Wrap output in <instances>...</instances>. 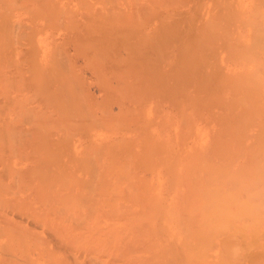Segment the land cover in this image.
<instances>
[{
	"label": "rangeland",
	"instance_id": "1",
	"mask_svg": "<svg viewBox=\"0 0 264 264\" xmlns=\"http://www.w3.org/2000/svg\"><path fill=\"white\" fill-rule=\"evenodd\" d=\"M72 1L54 0L52 4L54 11L62 13L64 23L66 17L63 11L70 13L73 19L79 21L80 26L78 25L77 29L63 30V25L54 29L46 25L49 17H53L56 12L50 10L53 16L46 12L49 17L45 13L44 18L38 13L41 8L36 12L42 5L37 4V7L34 3H39L40 0L33 2L0 0V85H2L0 106L5 107L7 111L3 109L6 113L3 111L0 115V191L6 192L1 191L2 195L0 194L2 199H0V211H4L7 220L11 221L10 224L14 222L16 227L14 225L13 228H19L18 230L21 231L27 229L25 230L27 235L31 230L40 236L45 235L44 227L47 221L54 226H57L55 225L57 223L62 227L70 225L69 229L79 221H75L77 217L78 219L80 217L81 221L86 218L85 222H89L90 228L94 226L93 228H98L102 233H107V230L115 225L116 234L120 235L116 236L118 258L122 255H118V250L122 251L120 248L125 246L132 250L131 254H136L132 256L124 254L123 262L119 260L121 257L116 258L119 260L116 264H127L129 258L133 261L136 257L137 259L133 261V263L137 262L136 264L148 260L147 258L149 263L146 264L151 262L159 264L157 261L161 260L162 264L166 263L165 260L167 264H197L199 260L188 255L192 253L196 257L201 254L199 249L197 250L200 246L203 249L201 251H205L202 253L205 263L214 262L215 252H220L225 247L226 238L234 223H238L248 215L264 217V208H262L264 207L262 205L264 204V0H217V7L214 6L213 9L214 22H211L212 26L210 25L214 26L212 29L210 27V32L213 33L214 29L215 35L210 33L212 38L210 37L209 42L207 39L210 34L207 33V38L202 37L198 39L200 42L198 41L197 45L193 44L192 47L194 49L196 47L197 51L194 57L191 56L192 54L188 56L192 57V60L187 59V55L181 57L183 59L174 58L178 50L177 44L174 45V49L170 46V51L164 57L151 55L149 58L151 70L148 69L150 76L153 80L152 72L155 68L160 80L164 79V83L158 80L156 86L166 91L162 96L150 94L152 97H147L146 100L148 98L149 100L146 102L142 100V103L138 100H133L134 103L129 102L132 100L128 98L126 102L123 97L120 100L121 97L116 96L113 91L110 93L101 91L102 87L96 85L98 83L97 79L95 80L96 76L92 77L95 75L92 68L84 63L86 58L74 53L76 46L74 43L76 44L80 39L93 40L101 37L103 40L111 41L114 37L107 31L99 34L92 30L90 24L98 25L101 22L98 19L90 22L85 11L80 8L77 10ZM23 6L28 8L24 9ZM191 6L194 7L195 4ZM43 8L48 9L45 5L42 6ZM91 8L89 12L94 15L100 9V5L95 3L94 8ZM82 17H86V20ZM186 18H183L184 25L188 22ZM184 47L187 49L188 45ZM145 52L149 53L146 50ZM119 53L117 54L116 51V56L125 55ZM119 56L117 61L120 59ZM57 57H62L68 66L75 69L73 78L81 80L82 84L84 81L79 90L83 87L85 90L81 92L77 88L79 83H76L77 80L74 81L77 84L76 92L84 95L82 92L89 91L88 99L90 100L91 97L92 104L99 108L97 113L95 111V116H100L102 119V116H106V113L108 115L112 109L114 115L112 120L116 119L115 122L111 117H109L111 123L106 122L109 121L107 117L105 124L85 123L88 120L82 119L80 113L86 112L84 111L86 109L82 111L79 106L75 108L76 103L80 102L74 103L75 98L72 100L70 97L72 92V86L68 82L70 77L67 78L64 72H59L54 60ZM177 68L179 71L176 70ZM145 74L150 77L148 73ZM163 74L170 77L165 79ZM62 79L65 81L62 82ZM94 80L97 83H94ZM151 85L150 87H153V84ZM168 89H171L170 93ZM62 96H65L64 99ZM80 99L86 108L87 104H91L87 98ZM71 107L77 112H72ZM65 111L69 113V117ZM70 113H74L73 119L70 118ZM132 113L142 115L139 119V115L134 117L131 116ZM22 118L28 121L24 122L26 119L23 121ZM18 135L24 138H19ZM62 172L65 174L63 175ZM78 179L81 183L77 181ZM28 186L32 188L28 189ZM82 186H86L83 191H81ZM93 187L95 189L100 187L98 190L100 193ZM47 197L52 200H48ZM83 198L84 201L80 200ZM5 200L17 210L8 208ZM176 200L180 202L177 204ZM24 203L27 205L25 206ZM3 204H6L5 207L8 209L2 206ZM182 206H188L186 207L188 210ZM77 207L78 210H75ZM6 210L8 213L5 212ZM63 210L66 211L62 212ZM240 210L241 212H237ZM236 212L239 220L234 215ZM15 213L18 215L23 213L22 218L19 219ZM112 213H115L116 217ZM41 214L44 215L43 221L40 220L41 224L38 223L41 227L35 229L32 223L35 218L37 221V218L42 217ZM190 222H194V226H191ZM195 222L198 223L199 227H196L199 230L196 229ZM83 224L87 223L83 222ZM1 226L0 249L7 251V254L10 251L12 253V245L14 246L15 242L13 240L19 238L23 240L24 237L26 238V233L21 234L22 232L16 229L14 231L12 228L16 232L12 234L7 229L10 225L6 229L5 227L2 229ZM76 229L72 232L70 228V232L77 234L83 230L82 227L81 230ZM111 235L114 237V234ZM111 235L107 233V238L110 236L112 239ZM119 237L126 239L122 238V242ZM202 237L206 238L204 240L207 242L203 239L194 242L195 238ZM127 239H130L128 243ZM209 240L210 242L212 240V243ZM133 242H135L134 247H132ZM198 243L202 245L197 247ZM195 251L196 254L198 252L197 255ZM7 254L5 252L6 258H8ZM34 254L31 253V259L37 258V254ZM156 255L159 256L157 260L153 258H156ZM8 256L10 257V254ZM126 260L129 261L126 263ZM39 261L43 260L39 257Z\"/></svg>",
	"mask_w": 264,
	"mask_h": 264
},
{
	"label": "bare ground",
	"instance_id": "2",
	"mask_svg": "<svg viewBox=\"0 0 264 264\" xmlns=\"http://www.w3.org/2000/svg\"><path fill=\"white\" fill-rule=\"evenodd\" d=\"M22 1V0H21ZM27 1V0H26ZM54 1V0H53ZM53 1L52 0H40L39 3H34V5L36 4V6L38 7L39 4H41L42 6L45 5L48 9L46 8H43L42 9V6L36 10V12L40 9V11L38 12L39 14H41L42 16L45 15L46 12H48L49 14L52 15V13L50 12V10L54 11L53 10ZM29 2V0H28ZM27 2V3H28ZM30 2H33V0H30ZM36 2V1H35ZM69 2V1H68ZM76 7V9L78 10V8H80V10H84L85 13L88 15L87 18L90 22H92L93 19H98L99 23L98 25H92L90 24V28L92 30H94L95 32H98L99 34L103 33V32H108L110 35H112L114 38L111 40V41H106V40H103L101 39V37H98V38H95L93 40H82L80 39L76 44L74 43V53L76 55H79L80 57H83L86 58V60H84V63L85 65L88 67H90V69L92 68L93 72L95 75H92L93 76H96L95 77V80L97 79V83L95 80H94V83L96 82L98 86L102 87V90L101 91H104L106 93H110L111 91L114 92V94H116V96H119L120 100H125L128 98V100H132V101H129V102H133V100H138L140 101V103L142 102H146L149 100H146L147 97L149 96H162L164 95V88L162 87H159V86H156V83H158L161 78L159 77L158 73H157V70L154 68L152 71V77L154 78L152 80L151 76H150V72L149 70H151V68L149 67V58L151 55H158L159 57H164V55H166V53L168 51H170L169 47L170 46H173V49H174V45L177 44L178 45V50L176 52V54L174 55V58H179L180 59H183L181 57H184L186 56V58L188 59L190 56V54H192L191 56L194 57L197 49L195 47V49L192 47L193 44L194 45H197L196 43H198V41L202 38V37H205L207 38V33L208 35L211 33V34H214V29H213V33L210 32V27L212 26L211 22H214L212 21L213 20V17H214V6L217 7L216 5V2H218L217 0H215V2L213 3V0H73L72 1ZM226 2V1H224ZM5 3V2H4ZM24 3V1H23ZM26 3V2H25ZM95 3H99L100 5V9L98 11H96V13L94 15L90 14L91 12H89V9L91 7L94 8V4ZM16 4V2H15ZM31 4V3H30ZM38 4V5H37ZM68 4V3H67ZM72 4V3H71ZM195 4V6H194ZM214 4V5H213ZM220 4V3H219ZM225 4V3H224ZM73 5V4H72ZM191 5H193L194 7H192ZM8 7V4L6 5ZM26 6V5H25ZM220 6V5H219ZM225 6V5H224ZM228 6V5H227ZM19 7V6H18ZM24 7V6H23ZM33 6L31 5V8ZM35 7V8H37ZM215 7V8H216ZM6 8V7H5ZM28 7H24V9H27ZM184 8V9H182ZM34 9V8H33ZM54 9H55V6H54ZM59 9V8H58ZM62 9V8H61ZM92 9V8H91ZM90 9V10H91ZM2 10V9H1ZM29 10V9H28ZM32 11V9H30ZM63 10V9H62ZM68 10V8H67ZM3 11V10H2ZM1 11V12H2ZM7 11V10H6ZM70 11V10H69ZM218 11V10H216ZM5 12V11H4ZM33 12V11H32ZM56 13H54V16L53 17H49L46 13V15L49 17V21L48 23H46V25H48L50 28L54 29L55 28H58L60 27L61 25L64 26L63 30H65L66 28H75L77 29V27H79V21L73 19L72 15L67 14L66 11H63V13H65V23H64V17L62 16V13L60 12H57V11H54ZM71 12V11H70ZM220 12V11H219ZM85 14V15H86ZM60 16H62L60 18ZM47 17V19H48ZM184 17H187L186 21L187 24L184 25L183 24V18ZM44 18V16H43ZM82 18H85L86 20V17H82ZM5 19V18H4ZM198 19H202V20H198ZM87 20V21H88ZM198 20V22H197ZM46 21V20H45ZM47 22V21H46ZM81 22V21H80ZM184 22H185V19H184ZM185 22V23H186ZM4 24V23H3ZM79 25V26H78ZM84 25V23H83ZM88 25V24H87ZM211 25V26H210ZM216 25V24H214ZM7 26V25H6ZM86 26V25H85ZM214 28L211 27V29ZM4 30V29H3ZM19 30V29H18ZM8 32V31H7ZM6 32V33H7ZM4 33V31H3ZM6 33L4 34L6 36ZM13 34V33H12ZM209 35V39H207L208 41L212 38L211 36L212 35ZM215 35V34H214ZM12 36V35H11ZM119 36V37H118ZM121 37V38H120ZM211 37V38H210ZM215 37V36H214ZM13 38V36H12ZM11 38V39H12ZM127 38V39H126ZM203 38V39H205ZM9 39V38H8ZM76 39V37H75ZM78 39V38H77ZM199 39V40H198ZM206 40V39H205ZM206 40V41H207ZM214 40V39H212ZM10 41V40H9ZM8 41V43H9ZM204 41V42H206ZM207 41V42H208ZM6 42V40H5ZM200 42V41H199ZM210 42V41H209ZM208 42V43H209ZM203 43V42H202ZM211 43H214V41H211ZM185 45H188L187 49L186 47H184ZM189 46H191V48L189 49ZM214 46V44H213ZM125 49V50H124ZM227 49V48H226ZM146 51H148L149 53L147 54ZM187 50H189L190 52H187ZM224 50V49H223ZM116 51H117V54L120 52V51H124V53L121 52L120 55L122 54H125L123 56H119L117 55L116 56ZM126 52V53H125ZM146 53V54H144ZM150 53H153V54H150ZM172 54V53H171ZM74 55V54H73ZM198 55V54H197ZM196 55V56H197ZM62 56V55H61ZM120 57V59L117 61V57ZM71 57V56H70ZM65 58V57H64ZM76 58V57H75ZM205 58V57H204ZM77 59V58H76ZM192 60L193 58H189V60ZM55 60V64H57L56 66L59 68H57L59 70V72L61 73L64 72L65 76L68 78L70 77V81L67 80V78H65L69 84L72 86V92H70V97L72 98V100L74 99V103H76L77 101L80 102V103H76V107H75V104L72 102V105L74 104L73 107H75L76 109L79 108L83 111L84 108L86 110V112H82L80 113L81 115V118L84 119V120H88L86 121L85 123H90L92 125H100L99 122H102L105 124V121L107 119V117H111V120L113 118V114H112V109H110V111L108 112L110 116L107 115L106 113V116L103 115L102 117L105 118V119H101V117H97L95 116V111L97 113V110L99 108H96L94 104H92V102L90 101L91 100V97L90 100L88 99V95H90V93L88 94L89 91H85V92H82L84 93V95H82L81 93H77L76 89L78 88V91H83L84 87L82 89L79 90V87L81 85L84 84V81H83V84L82 82L80 83V81H78L76 78H73L72 76L74 75V70L72 67L68 66L66 64V60H64L62 57H57ZM185 60V58H184ZM183 60V61H184ZM54 62V61H53ZM70 62V61H69ZM209 62V61H208ZM69 64V63H68ZM72 64V63H71ZM186 64V63H185ZM36 65V64H35ZM70 65V64H69ZM76 65V64H75ZM182 65V63H181ZM55 66V67H56ZM72 66V65H71ZM85 66V67H86ZM181 67V66H179ZM38 68V67H37ZM75 68V67H74ZM184 68V67H182ZM149 69V70H148ZM177 71H179V69L177 68L176 69ZM57 71V70H56ZM181 71V70H180ZM58 72V71H57ZM66 72V73H65ZM68 72V73H67ZM92 72V73H93ZM145 73H148V76H145L146 74ZM184 73V72H183ZM187 73V72H186ZM58 74V73H56ZM63 74V75H64ZM67 74V75H66ZM70 74V75H68ZM62 76V75H61ZM164 77H166L165 79L169 78L170 76L166 75V74H163ZM43 77V76H42ZM58 77V75L56 76ZM40 78V77H39ZM45 78V77H44ZM151 78V79H150ZM163 78V77H162ZM183 78V77H182ZM181 78V79H182ZM94 79V78H93ZM188 79V78H187ZM53 80V79H52ZM57 79L55 78V81ZM59 80V79H58ZM64 82L65 80L62 79ZM77 80V82H76ZM151 80V81H150ZM60 81V80H59ZM78 84V87H77V84ZM154 83H153V82ZM157 81V82H155ZM161 81V80H160ZM164 79L161 81L163 82ZM50 82V81H48ZM61 82V84H62ZM112 82H114V84H112ZM47 83V82H46ZM66 83V82H65ZM116 83V85H115ZM164 83V82H163ZM16 84V83H15ZM64 84V83H63ZM153 84V87H150V85ZM186 85V84H185ZM2 86V85H0ZM64 86V85H63ZM67 86V84L65 85ZM152 86V85H151ZM77 87V88H76ZM4 88V87H3ZM81 88V87H80ZM173 89V88H172ZM75 90V91H73ZM85 90V89H84ZM169 90V89H168ZM171 90V89H170ZM170 90L168 91L170 93ZM75 92V94H74ZM87 92V94H86ZM185 92V91H184ZM183 92V93H184ZM72 93V94H71ZM74 94V95H73ZM80 94V96L78 95ZM151 94V95H150ZM52 95V94H51ZM55 95V94H54ZM72 95V96H71ZM87 98L88 99V102L90 101L91 104H87V108L85 107V105L83 104V102H81V99L79 98ZM151 96V97H152ZM188 96V95H187ZM63 97V96H62ZM65 97V96H64ZM64 97L62 99H64ZM123 97V98H122ZM186 97V95H185ZM79 100H78V99ZM193 98V96H192ZM83 99V101H84ZM128 100L126 102H128ZM143 100V101H142ZM76 101V102H75ZM124 101V102H125ZM142 101V102H141ZM8 102V101H7ZM85 102L87 103V101L85 100ZM162 102V101H161ZM187 102V101H186ZM11 103V102H10ZM85 103V104H86ZM159 103V102H158ZM9 104V103H8ZM16 104V103H15ZM79 104V105H78ZM13 105V104H12ZM11 105V106H12ZM94 105V108H96V110H94L93 106ZM101 105V104H100ZM71 106V104H70ZM69 106V107H70ZM92 106V107H91ZM102 106V105H101ZM107 106V105H106ZM146 106V104H145ZM144 107V106H143ZM147 107H150V106H147ZM5 108V107H4ZM3 107L0 106V115L2 114V112L5 110ZM72 108V107H71ZM75 108H72V112L75 113L76 109ZM111 108V107H110ZM145 108V107H144ZM4 109V110H3ZM33 109V108H32ZM65 108H63L64 110ZM70 109V108H69ZM93 110H94V113H93ZM103 110V109H102ZM6 111V110H5ZM4 111V112H5ZM108 111V110H107ZM7 112V111H6ZM5 112V113H6ZM28 112V111H27ZM77 112V111H76ZM134 112V111H133ZM65 113H67L65 111ZM74 113H70V118L73 119L72 117V114L74 115ZM101 113V112H100ZM111 113V114H110ZM30 114V113H29ZM68 117H69V113H67ZM133 114V113H132ZM26 115V114H25ZM28 115V114H27ZM99 115V114H97ZM102 115V114H101ZM136 117H138L139 115V119L141 117L142 114H135ZM135 115H131V116H134ZM33 116V114H32ZM35 116V114H34ZM122 116V115H121ZM127 116V115H125ZM130 116V117H131ZM30 117V116H29ZM68 117L66 118V120L68 119ZM69 118V119H70ZM21 119V118H20ZM26 119V118H25ZM24 119V120H25ZM28 119V117H27ZM26 119V121L24 122H27L28 120ZM33 119H35V117H33ZM65 119V116L64 118ZM101 119V121H100ZM131 120L133 119L130 118ZM14 120V119H13ZM90 120V121H89ZM110 118H109V121L107 120L106 122H110L111 121ZM116 120V119H115ZM115 120H112L113 122H115ZM124 120V119H123ZM138 120V118H137ZM20 121V120H19ZM22 121V122H23ZM92 121V123H91ZM21 122V121H20ZM21 122V123H22ZM32 122V121H31ZM117 122V121H116ZM16 123H18L16 121ZM70 123V122H69ZM68 123V124H69ZM94 123V124H93ZM111 123V122H110ZM6 124V123H5ZM25 124V123H24ZM113 124V123H112ZM165 125V124H164ZM7 126V125H6ZM5 126V127H6ZM16 126V124H15ZM111 126V125H109ZM14 127V126H13ZM113 127V126H112ZM4 128V127H3ZM163 128V127H162ZM4 130V129H3ZM9 130V128H8ZM80 130H82L80 128ZM8 132V131H7ZM82 132L84 133V130H82ZM181 132V131H180ZM188 132V131H187ZM1 133V132H0ZM16 134V132H14ZM27 133V132H26ZM11 134V133H9ZM23 134V133H21ZM186 134V133H185ZM5 135V134H4ZM8 135V134H7ZM24 135L26 136L27 134L24 133ZM37 135V134H36ZM35 135V136H36ZM161 135V134H160ZM2 136V135H1ZM12 136V135H11ZM39 136V135H38ZM37 136V138H38ZM8 137V136H7ZM19 137V135H18ZM17 137V138H18ZM23 137V136H22ZM22 137H19V138H22ZM3 138V136H2ZM9 138V137H8ZM16 138V137H15ZM13 138V139H15ZM24 138V137H23ZM27 138H28V135H27ZM33 138V137H32ZM40 138V136H39ZM12 139V141H13ZM31 139V138H30ZM1 140V138H0ZM10 140V139H9ZM8 140V141H9ZM17 140V139H16ZM15 140V141H16ZM23 140V139H21ZM32 140V139H31ZM34 140V139H33ZM4 141V140H3ZM24 141V140H23ZM23 141H22V144H23ZM35 142V141H34ZM2 143V142H1ZM5 143V142H4ZM15 143V142H14ZM3 144V143H2ZM10 144V143H9ZM8 144V145H9ZM16 144V143H15ZM14 144V145H15ZM21 144V143H20ZM13 145V144H12ZM4 147H6L5 145H3ZM17 146V145H16ZM20 146V145H19ZM22 146V145H21ZM25 147V146H24ZM28 148V147H26ZM2 149V148H1ZM14 149V148H13ZM19 149V148H18ZM100 149V148H99ZM98 149V150H99ZM95 150V149H94ZM9 151V150H8ZM14 151V150H13ZM153 151V150H152ZM5 152V151H4ZM16 152H19V151H16ZM15 152V153H16ZM35 152V150H34ZM41 152V150H40ZM64 152V151H63ZM24 153H27V152H24ZM50 153V152H48ZM97 153V151H96ZM45 154V153H44ZM43 154V155H44ZM89 154V153H88ZM15 155V154H14ZM19 155V153H18ZM24 155V154H23ZM28 155V154H27ZM48 155V154H47ZM46 155V156H47ZM129 155V153H128ZM12 156V155H11ZM61 156V155H60ZM20 157V156H19ZM49 157V155H48ZM97 158V157H96ZM73 159V158H72ZM92 159V158H91ZM60 160V159H58ZM71 160V159H70ZM154 160V159H153ZM96 161V160H95ZM43 162V161H42ZM55 162V161H54ZM67 162V161H66ZM80 162V161H79ZM88 162V161H87ZM46 164V163H45ZM88 164V163H87ZM92 164V163H91ZM90 165V164H89ZM155 165V164H154ZM83 166V165H82ZM187 166V165H186ZM184 165V167H186ZM88 167V166H87ZM92 168V167H91ZM7 169V168H6ZM183 169V168H182ZM186 169V168H185ZM189 170V169H188ZM65 171V170H64ZM91 171V170H90ZM6 172V171H5ZM33 172V171H32ZM36 173V172H35ZM67 173V172H66ZM62 174L64 175L65 173L62 172ZM21 175V174H20ZM33 175V174H32ZM31 175V176H32ZM185 175V174H184ZM19 176V175H18ZM100 176V175H99ZM20 177V176H19ZM34 177V176H33ZM97 177V176H95ZM184 177V176H183ZM16 178V177H15ZM22 178V177H21ZM50 178V177H49ZM123 178V177H122ZM188 178V177H187ZM2 179V178H1ZM14 179V178H13ZM47 179V178H46ZM76 179V178H75ZM20 180V179H19ZM97 180V179H96ZM185 180V178H184ZM78 182L81 183V181H79V179L77 180ZM25 182V180H24ZM49 182V180H48ZM84 182V181H83ZM187 182V181H186ZM15 183V182H14ZM22 183V182H21ZM63 183V182H62ZM90 183V182H88ZM96 183H98V181H96ZM19 184V182L17 183V185ZM23 184V183H22ZM52 184V183H51ZM65 184V183H64ZM91 184V183H90ZM2 185V184H1ZM15 184H13L14 186ZM21 185V184H20ZM19 185V186H20ZM82 185V184H81ZM94 185V184H93ZM99 185V184H98ZM191 185V184H190ZM31 186V185H29ZM27 187L28 189L29 188H32V187ZM78 186V185H77ZM88 186V185H87ZM90 186V185H89ZM101 186V185H100ZM2 187V186H1ZM8 187H11V186H8ZM7 187V188H8ZM15 187L17 188V186L15 185ZM39 187V186H38ZM68 187V186H67ZM86 187V186H85ZM84 186H82L81 188V191H83V189L85 188ZM14 188V187H13ZM12 188V189H13ZM37 188V186L35 187ZM89 188V187H88ZM94 188V187H93ZM100 187H98V189H95V190H99ZM104 188V187H103ZM102 188V189H103ZM110 188V187H109ZM3 189H6L3 187ZM63 189V188H62ZM66 189V188H65ZM86 189V188H85ZM112 189V188H111ZM187 189V188H186ZM7 190V189H6ZM11 190V189H10ZM9 190V191H10ZM18 190V189H16ZM64 190V189H63ZM116 190V188H115ZM124 190V189H123ZM127 190V189H126ZM2 191V190H1ZM0 191V194L2 192L6 193L5 190H3L2 192ZM12 191V190H11ZM26 191V190H25ZM24 191V192H25ZM36 191V190H35ZM102 191V190H101ZM37 192V191H36ZM99 192V191H98ZM129 192V191H128ZM235 192V191H234ZM81 193V192H80ZM100 193V192H99ZM104 193V192H103ZM123 193V192H122ZM185 193L187 194V192L185 191ZM191 193V192H190ZM193 193V192H192ZM233 193V192H232ZM98 194V193H97ZM102 194V193H101ZM107 194V193H106ZM104 194V195H106ZM140 194V193H139ZM2 195V194H1ZM45 195V194H44ZM86 195V194H85ZM124 195V194H123ZM229 195V194H228ZM234 195V193H233ZM48 196V195H47ZM77 196V195H76ZM99 196V195H98ZM102 196V195H101ZM114 196L116 197V194H114ZM120 196V195H119ZM125 196V195H124ZM232 196V195H231ZM45 197V196H43ZM42 197V198H43ZM85 197V196H84ZM105 197V196H103ZM108 197V196H106ZM123 197V196H122ZM121 197V198H122ZM194 197V196H193ZM227 197V196H226ZM100 198V197H99ZM120 198V199H121ZM181 198V197H180ZM188 198V197H187ZM191 198V197H190ZM238 198V197H237ZM1 199V197H0ZM48 199V197H47ZM50 199V198H49ZM48 199V200H49ZM115 199V198H114ZM124 199V197H123ZM129 199V198H127ZM192 199V198H191ZM2 200V199H1ZM4 200V199H3ZM52 200V199H50ZM82 201H84V198L83 199H80ZM126 200V198H125ZM223 200V199H221ZM6 203H7V207L8 208H13V205L10 206L8 201L5 200ZM37 201V200H36ZM79 201V200H78ZM86 201H87V197H86ZM85 201V202H86ZM94 201V200H93ZM100 200H98L99 202ZM107 201V200H106ZM109 201V200H108ZM113 201V200H112ZM177 201V200H176ZM194 201V200H193ZM225 201V200H224ZM3 202V201H2ZM91 202V201H90ZM101 202V201H100ZM139 202V201H138ZM178 202L180 201H177V204ZM261 202V201H260ZM1 203V202H0ZM76 203V201H75ZM81 203V201H80ZM102 203V202H101ZM185 203V202H184ZM197 203V202H196ZM23 204V203H22ZM48 204V203H47ZM57 204V203H56ZM83 204H85L83 202ZM92 204V202H91ZM145 204V203H144ZM180 204V203H179ZM182 204V203H181ZM190 204V202H189ZM5 205L3 204L2 206L5 207ZM16 205V204H15ZM25 205V203H24ZM27 205V204H26ZM25 205V206H26ZM66 204H64L65 206ZM110 205V203H109ZM147 205V204H146ZM186 205V204H185ZM259 205V204H258ZM257 205V206H258ZM264 205V204H262ZM20 206V205H18ZM48 206V205H47ZM51 206V205H50ZM80 206V205H79ZM94 206V205H93ZM145 206V205H144ZM178 206V205H177ZM175 206V207H177ZM227 206V205H225ZM256 206V207H257ZM260 206V205H259ZM258 206V207H259ZM17 207V206H16ZM15 207V208H16ZM23 207V206H21ZM32 207V206H31ZM49 207V206H48ZM183 207V206H182ZM188 207V206H186ZM186 207H183L184 209ZM249 207V206H248ZM6 208V207H5ZM6 208V209H8ZM63 208V207H62ZM65 208V207H64ZM89 208V206L87 207ZM113 208V206H112ZM190 208V207H189ZM199 208V207H198ZM254 208V207H253ZM264 208V207H262ZM11 209V210H13ZM21 210V208H19ZM23 209V208H22ZM31 209V208H30ZM187 209V208H186ZM185 209V210H186ZM14 210H17V209H14ZM33 210V209H32ZM32 210L30 212H32ZM62 210V209H61ZM67 210V208H66ZM66 210H63L62 212L66 211ZM75 210H78V207L77 209ZM184 210V211H185ZM188 210V209H187ZM261 210V209H260ZM34 211V210H33ZM116 211V210H114ZM180 211V210H179ZM183 211V213H184ZM189 211H191L189 209ZM253 211V209H252ZM0 226L2 224H5V225H2L1 228L9 226L10 228H7L8 231H11L14 232L18 229L16 228H13L14 227V222H12L11 225L10 222L11 221H8L7 218H6V214L3 213L4 211H0ZM7 212V210L5 211ZM11 212V211H9ZM17 212V211H15ZM79 212V211H78ZM187 212V211H186ZM203 212V211H202ZM237 212H241L240 211H237ZM237 212L236 214L234 213V215L236 216L237 215ZM8 213V212H7ZM45 213V212H44ZM58 213V212H57ZM80 213V212H79ZM78 213V215L80 216V214ZM82 213V212H81ZM253 213V212H252ZM251 213V214H252ZM17 214L16 216L20 218L21 217V213L20 215H18V213H15ZM31 214V213H30ZM37 213H35L36 215ZM43 214V213H42ZM41 214V215H42ZM75 214H76V211H75ZM91 214V213H90ZM93 214V213H92ZM195 214V213H194ZM197 214V213H196ZM200 214V213H199ZM198 214V215H199ZM241 214V213H239ZM27 215V214H26ZM32 215V214H31ZM33 215H34V212H33ZM38 215V214H37ZM52 215V214H51ZM77 215V216H78ZM112 215H115V213ZM123 215V214H122ZM186 215H188V213H186ZM193 215V214H192ZM233 215V217H235ZM15 216V217H16ZM43 216L42 217L40 216V218H37L38 222L36 221V218H35V221L32 223V226L33 228L37 229L38 226V223H40L41 221H43ZM58 216V215H56ZM76 216V217H77ZM97 216V214H96ZM111 216V214H110ZM181 216V215H180ZM232 216V214H231ZM48 217V215L46 216ZM112 217V216H111ZM109 217V218H111ZM116 217V215H115ZM122 217V216H121ZM124 217V216H123ZM141 217V216H140ZM192 217V216H191ZM190 217V218H191ZM195 216H193V219H194ZM197 217V216H196ZM201 217V216H199ZM197 217V218H199ZM209 217V216H208ZM230 217V216H228ZM238 216H236V219L239 220V218H237ZM249 217V215L247 216ZM246 217V218H247ZM34 218V217H33ZM33 218H32V221H33ZM99 218H102V217H99ZM105 218V217H104ZM107 218V217H106ZM108 218V220H109ZM114 218V217H113ZM242 219V220H239L238 223H234V226L233 228L230 230L229 232V235L227 236L226 238V242H225V247L219 252V251H216L215 252V256H216V260L214 262H208L206 261L205 263V259L202 257L203 256V252L205 251H201L203 249H201L202 247L200 246V248H197L198 251L201 252V254L197 252L198 256H193L192 253H190V255H188L190 258H196L198 259L199 261V264H264V217L262 216H258V215H254L252 217H249L247 219ZM68 219V218H67ZM73 219V218H71ZM75 219V218H74ZM73 219V220H74ZM241 219V218H240ZM1 220H3L1 222ZM31 220V219H30ZM41 220V221H40ZM81 221L80 217L78 219L75 220V221ZM83 220V218H82ZM86 218H84V221H81L80 224H77L79 223V221H77V223L75 222V224L73 226H71V231L76 229L75 225L77 226V229L80 228L81 230V227L83 228L82 231H80L79 233L77 234H73L70 232V228L68 229V227L70 226H58V223L55 224L57 226H54L53 223L50 224V222H46L45 223V226L44 227L46 229V234L45 235H38L33 233L32 230L30 231V234L27 235L26 231L27 229H23L22 231L21 230H18L20 231L21 234H25L26 238L24 237L23 240H21L20 238L19 239H15L13 240L14 242V246L12 245V253L10 251V253L7 254V251H0L2 254H0V264H116V261H121V263L123 262L122 259L123 258V255L126 254L127 256H132V255H136V254H131L132 250L128 249L129 247L125 246L123 248H120L122 249L121 250H118V255L119 254H122L121 256H117V253H116V241H118V238L116 236H118L116 234V226H111V229L109 228L107 230V233H109L111 235L114 234V237L111 235L112 239H110V236L109 238H107V233H102L101 230H99L98 228L95 229V228H90L89 226V222L86 221ZM88 220V219H87ZM96 220V219H94ZM98 220V219H97ZM189 220V219H188ZM227 220V219H226ZM225 220V221H226ZM230 220V219H229ZM232 220V219H231ZM14 221V220H13ZM20 221V220H19ZM18 221V222H19ZM67 221V220H66ZM191 221V220H189ZM228 221V220H227ZM65 222V221H64ZM84 223H87L86 225L83 224ZM93 222V221H92ZM229 222V221H228ZM97 223V221L95 222V224ZM184 223V222H183ZM192 225L191 226H194V222H190ZM202 223V222H201ZM226 223V222H225ZM41 224V223H40ZM61 224V222H60ZM59 224V225H60ZM81 224H83L81 226ZM198 224V223H197ZM195 222V227L198 226ZM219 224V223H218ZM230 224L231 221H230ZM62 225V224H61ZM81 226V227H78V226ZM99 225V224H98ZM148 225V224H147ZM189 225V223H188ZM217 225V224H216ZM12 226V227H11ZM97 226V225H96ZM201 226V225H200ZM16 227V225H15ZM30 227V226H29ZM41 227V226H40ZM73 227V229H72ZM75 227V229H74ZM113 227V228H112ZM185 227V226H184ZM183 227V228H184ZM189 227V226H188ZM199 227V226H198ZM198 227H196V229H198ZM227 227V226H226ZM230 227V226H228ZM2 228V229H3ZM12 228L14 229V231L12 230ZM21 228V227H20ZM31 228V227H30ZM190 228V227H189ZM192 228V227H191ZM205 228V227H204ZM216 228V227H215ZM218 228V226H217ZM10 229V230H9ZM16 229V230H15ZM76 229V230H77ZM146 229V228H145ZM185 229V228H184ZM194 229V228H193ZM201 230H203L202 228H200ZM212 229V228H211ZM221 229V228H220ZM230 229V228H228ZM226 229V230H228ZM98 230V231H97ZM149 230V228L147 229ZM189 230V229H188ZM199 230V229H198ZM200 230V231H201ZM207 230V229H206ZM25 231V232H23ZM222 231V230H221ZM28 232V231H27ZM73 232V231H72ZM191 232V230H190ZM204 232V231H203ZM208 232H211V231H208ZM226 232V231H225ZM10 233V232H9ZM16 233V232H14ZM19 235L20 233L17 232ZM29 233V232H28ZM129 233V232H128ZM147 233V232H146ZM149 233V232H148ZM152 233V231H151ZM191 233H194V232H191ZM3 234V233H2ZM8 234V233H6ZM13 234V233H12ZM190 234V233H189ZM200 234V233H199ZM197 234V235H199ZM211 234V233H210ZM17 235V234H16ZM150 235V234H149ZM209 235V233H208ZM216 235V234H215ZM11 236V235H10ZM120 236V235H119ZM122 236V235H121ZM136 236V235H135ZM196 236V235H195ZM217 236V235H216ZM134 237V236H133ZM193 237V236H192ZM214 237V236H213ZM12 238V237H11ZM121 238V237H119ZM123 238V237H122ZM122 238L120 239V241L123 242ZM209 238V237H208ZM123 239H126V238H123ZM136 239V238H135ZM194 239V238H193ZM196 239V240H195ZM194 239V242H198V241H201L202 239H206V238H201V239H198V238H195ZM128 240V239H127ZM126 240V241H127ZM130 240V239H129ZM129 240L127 241V243L129 242ZM225 240V239H224ZM125 241V240H124ZM125 241V242H126ZM206 240H204L205 242ZM222 241V239H221ZM12 242V241H11ZM124 242V243H125ZM137 243V241H135ZM135 242L132 243L135 244ZM207 242V241H206ZM210 242V240H209ZM121 243V242H120ZM126 243V244H127ZM212 243V240L211 242ZM12 244V243H11ZM16 244V245H15ZM118 244V243H117ZM122 244V243H121ZM120 244V246H122ZM202 245V243H198L197 244V247H199V245ZM3 245V244H2ZM125 245V244H124ZM130 245V246H132ZM204 245V243H203ZM206 245V244H205ZM129 246V245H128ZM139 246V245H138ZM209 246V245H208ZM211 246V245H210ZM209 246V247H210ZM134 247V245L132 246ZM131 249H134L132 248ZM206 247V246H205ZM221 247V246H220ZM127 248V249H126ZM136 248V247H135ZM138 248V247H137ZM150 248V245L148 246V249ZM4 249V248H3ZM10 249V248H9ZM126 249V250H125ZM206 249V248H204ZM221 249V248H220ZM125 250V251H124ZM129 250V252H127ZM139 250V249H138ZM122 253H120V252ZM134 251V250H133ZM140 251H142L140 249ZM184 251V250H183ZM5 252L7 254V257L5 256ZM9 252V251H8ZM124 252V253H123ZM129 254H127V253ZM135 252V251H134ZM133 252V253H134ZM146 252V251H145ZM178 252V251H177ZM207 252V251H206ZM31 253H35L37 254V258H33L31 259L30 258V255ZM4 254V256H3ZM10 254V257L8 256ZM34 254V255H35ZM141 254V253H139ZM157 254V253H156ZM168 254V253H167ZM192 254V255H191ZM195 254H196V251H195ZM194 254V255H195ZM196 254V255H197ZM205 254V253H204ZM2 255V256H1ZM125 255V256H126ZM138 255V254H137ZM175 255V254H173ZM177 256L179 254H176ZM211 255V254H210ZM157 256L156 255V258L153 257L155 260H157ZM187 256V255H186ZM187 256V257H188ZM39 257L43 260L42 262L39 261ZM159 257V256H158ZM170 258L171 255H169ZM174 257V256H173ZM199 257V258H198ZM116 258H118L119 260H116ZM152 258V256H151ZM175 258H177L175 256ZM182 258V257H181ZM206 258V256H205ZM137 259V257H136ZM134 259V260H136ZM142 259V258H141ZM149 260V258H147ZM159 259V258H158ZM179 259V258H178ZM130 260V261H129ZM129 262L126 260V263L127 264H136V263H133V258L131 261V259L129 258ZM148 260H144L143 262L139 263V264H146V263H149ZM161 260V259H159ZM173 260V259H172ZM204 260V261H203ZM148 261V262H147ZM159 262V264L161 263L162 264V260L161 261H157V263ZM165 264H167V261L165 260ZM174 262V260H173ZM197 262V260H196ZM197 262V264H198ZM120 263V262H118ZM153 263V262H151ZM150 263V264H151ZM171 263V262H170ZM154 264V263H153ZM169 264V263H168ZM173 264V263H172Z\"/></svg>",
	"mask_w": 264,
	"mask_h": 264
}]
</instances>
